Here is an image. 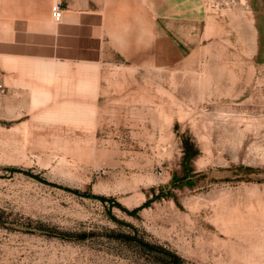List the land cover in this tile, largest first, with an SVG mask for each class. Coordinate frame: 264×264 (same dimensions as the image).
<instances>
[{"label":"rangeland","instance_id":"rangeland-1","mask_svg":"<svg viewBox=\"0 0 264 264\" xmlns=\"http://www.w3.org/2000/svg\"><path fill=\"white\" fill-rule=\"evenodd\" d=\"M202 2L181 61L39 72L43 114L0 123V264H264V0Z\"/></svg>","mask_w":264,"mask_h":264},{"label":"crops","instance_id":"crops-1","mask_svg":"<svg viewBox=\"0 0 264 264\" xmlns=\"http://www.w3.org/2000/svg\"><path fill=\"white\" fill-rule=\"evenodd\" d=\"M61 4L62 18L52 16ZM202 0H0V123L41 115L53 90L40 73L52 63L95 64L150 53L182 60L202 39Z\"/></svg>","mask_w":264,"mask_h":264},{"label":"built area","instance_id":"built-area-1","mask_svg":"<svg viewBox=\"0 0 264 264\" xmlns=\"http://www.w3.org/2000/svg\"><path fill=\"white\" fill-rule=\"evenodd\" d=\"M51 11H52L53 18L56 21L61 20V18H62V8H61V4L59 2H56L55 4L52 5Z\"/></svg>","mask_w":264,"mask_h":264},{"label":"bare ground","instance_id":"bare-ground-1","mask_svg":"<svg viewBox=\"0 0 264 264\" xmlns=\"http://www.w3.org/2000/svg\"><path fill=\"white\" fill-rule=\"evenodd\" d=\"M257 216L259 217V219L257 220V222H262V221H264V207L263 206H261L260 207V210L257 212ZM249 233H247V235H248ZM249 235H251V234H249Z\"/></svg>","mask_w":264,"mask_h":264},{"label":"trees","instance_id":"trees-1","mask_svg":"<svg viewBox=\"0 0 264 264\" xmlns=\"http://www.w3.org/2000/svg\"><path fill=\"white\" fill-rule=\"evenodd\" d=\"M145 206V204H143V205H141V206H139V207H137V208H135V209H133L132 211H128L129 213H136L138 210H140L142 207H144Z\"/></svg>","mask_w":264,"mask_h":264}]
</instances>
